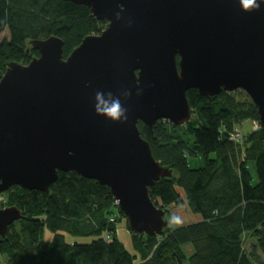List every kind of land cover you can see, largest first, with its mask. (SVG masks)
Instances as JSON below:
<instances>
[{
	"label": "water",
	"instance_id": "water-1",
	"mask_svg": "<svg viewBox=\"0 0 264 264\" xmlns=\"http://www.w3.org/2000/svg\"><path fill=\"white\" fill-rule=\"evenodd\" d=\"M108 22L69 56L64 41L33 40L39 56L12 61L0 81V194L48 192L59 172L107 185L135 234L169 226L151 198L172 176L142 138L140 122L184 125L187 91L244 90L264 129V4L243 0H67ZM118 103L121 115L107 117ZM22 210L0 207V236Z\"/></svg>",
	"mask_w": 264,
	"mask_h": 264
},
{
	"label": "trees",
	"instance_id": "trees-1",
	"mask_svg": "<svg viewBox=\"0 0 264 264\" xmlns=\"http://www.w3.org/2000/svg\"><path fill=\"white\" fill-rule=\"evenodd\" d=\"M107 24L87 5L67 0H0V37L8 31L0 39V81L12 61L28 64L39 56L33 40L61 38L66 58ZM187 97L188 123L138 124L154 158L173 170L150 190L166 213L167 228L159 235L135 234L107 185L60 171L48 192L13 186L0 194V207L15 206L23 214L0 236V264H264V129L231 140L242 122H259L257 106L242 89L209 97L189 89ZM200 155L203 164L193 168L190 157ZM181 205L200 219L175 228L169 210ZM123 218L136 254L117 237ZM67 234L93 240L71 243ZM186 243L194 246L190 257Z\"/></svg>",
	"mask_w": 264,
	"mask_h": 264
},
{
	"label": "rangeland",
	"instance_id": "rangeland-1",
	"mask_svg": "<svg viewBox=\"0 0 264 264\" xmlns=\"http://www.w3.org/2000/svg\"><path fill=\"white\" fill-rule=\"evenodd\" d=\"M8 37V31H5L4 33L1 34V38ZM192 117V116H191ZM254 120H246L242 122V125L240 126V131L248 135L253 131V126H254ZM245 155V151L243 150L242 156ZM204 159L203 157L200 156H191L189 163L193 168H198L201 167L203 164ZM250 171L252 172V175L254 177V182L257 180L256 177V166L252 162L248 164ZM169 218H170V224L173 225V227H182L183 225H189L192 224V222H195L198 220L199 214H196L194 212H191L186 205H181L179 206H172L169 210ZM118 229H117V237L122 241L124 246L127 248L128 251H130L132 254H136L137 251L135 247L133 246V240H132V234L131 231L129 230L127 226V221L123 218L118 221L117 223ZM51 235H47V239H51ZM66 239L68 242L73 243L74 241H78L80 243H85V242H91L93 240L92 237L90 236H85V237H80V236H72L67 234ZM184 250L185 253L190 257L193 252H194V246L190 243L184 244ZM185 264H190L189 261H186Z\"/></svg>",
	"mask_w": 264,
	"mask_h": 264
},
{
	"label": "clouds",
	"instance_id": "clouds-1",
	"mask_svg": "<svg viewBox=\"0 0 264 264\" xmlns=\"http://www.w3.org/2000/svg\"><path fill=\"white\" fill-rule=\"evenodd\" d=\"M264 4V0H243V6L245 9H251L255 7L259 9L260 5ZM107 117L112 120H117L121 115V108L118 103L113 104L111 107L106 109Z\"/></svg>",
	"mask_w": 264,
	"mask_h": 264
},
{
	"label": "built area",
	"instance_id": "built-area-1",
	"mask_svg": "<svg viewBox=\"0 0 264 264\" xmlns=\"http://www.w3.org/2000/svg\"><path fill=\"white\" fill-rule=\"evenodd\" d=\"M254 122L255 123H254L253 129L256 130V129H258L260 127V123L257 122V121H254ZM243 136H244V134L240 131V129L235 128V130H234V132L232 134L231 140H233L234 142H241L243 140Z\"/></svg>",
	"mask_w": 264,
	"mask_h": 264
},
{
	"label": "crops",
	"instance_id": "crops-1",
	"mask_svg": "<svg viewBox=\"0 0 264 264\" xmlns=\"http://www.w3.org/2000/svg\"><path fill=\"white\" fill-rule=\"evenodd\" d=\"M199 219H200V216H198V220H199ZM198 220H197V221H198Z\"/></svg>",
	"mask_w": 264,
	"mask_h": 264
}]
</instances>
